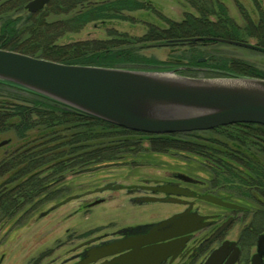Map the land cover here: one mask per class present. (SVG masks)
I'll list each match as a JSON object with an SVG mask.
<instances>
[{"label":"trees","instance_id":"obj_1","mask_svg":"<svg viewBox=\"0 0 264 264\" xmlns=\"http://www.w3.org/2000/svg\"><path fill=\"white\" fill-rule=\"evenodd\" d=\"M25 1L30 0H5L0 2V10L11 2L9 10L18 13L24 10ZM253 1L259 14L257 23L246 14L245 24L237 25L220 0H185L195 14L186 12L179 22L160 16L165 27L148 24L140 37L108 30L107 40L58 47V38L77 33L90 23L123 21L127 19L125 12L153 8L144 0H51L43 10L26 14L23 23V17L11 18L6 9L0 11V49L67 65L147 70L167 68L172 62L144 57L138 53L140 49L182 46L176 41L187 38L247 43L245 40L253 37L255 46L264 51V15L258 1ZM50 14L56 17L52 21L46 20ZM186 44L187 51L176 57L185 60V66H205L218 70V76L264 79V72L247 62L200 50L199 45L219 42ZM202 58L205 61L199 63ZM0 91L6 94L0 101V138L7 136L5 146H9L0 157L1 223L21 219L18 217L24 216L22 213L32 216L35 209L53 202L68 176L116 163H150L159 155L205 162L213 166L208 172L213 187L224 193V187L233 183L239 195L242 186L256 185L264 174L260 173L264 167L261 125L233 124L204 132L146 135L90 117L13 84L0 81Z\"/></svg>","mask_w":264,"mask_h":264},{"label":"flooded vegetation","instance_id":"obj_2","mask_svg":"<svg viewBox=\"0 0 264 264\" xmlns=\"http://www.w3.org/2000/svg\"><path fill=\"white\" fill-rule=\"evenodd\" d=\"M199 60V63L205 61ZM172 68L167 67L186 77H196L206 70L218 71L202 66ZM217 73L220 74L219 71ZM199 165L213 168L205 162ZM261 168L260 173H263L264 167ZM102 188L105 189L96 191ZM223 190L224 193L220 192V188L213 187L210 175L199 176L172 168L158 170L155 176L136 183L105 181L98 188L68 196L66 198L73 197L69 202L76 201L77 206L58 223H65L96 206L115 200L119 202L121 212L111 213L109 209L102 208V221L107 220V216L112 218L108 219L107 225L111 224L106 227L101 224L88 230L83 223H69L62 231L64 240L59 242L56 238L54 241L58 245L52 251L65 249L55 255L49 264H204L224 242H234L238 248L235 264H250L251 256L257 251L258 238L262 236L264 240V174L256 185L242 186L241 195L235 191L233 183ZM207 196L238 208L216 205L205 200ZM60 202L53 203L38 217L45 218L63 206L52 209ZM136 213L139 217L128 219L130 214ZM168 219L172 221L164 223ZM56 228L55 223L48 234H55ZM112 243L116 244L114 253H104L102 248ZM251 247L254 252L248 258L246 252ZM231 253L232 250L220 264H225ZM262 261L264 264V255Z\"/></svg>","mask_w":264,"mask_h":264},{"label":"water","instance_id":"obj_3","mask_svg":"<svg viewBox=\"0 0 264 264\" xmlns=\"http://www.w3.org/2000/svg\"><path fill=\"white\" fill-rule=\"evenodd\" d=\"M49 1L31 0L25 9L28 13H36ZM203 40L259 51L248 43L217 38H187L176 42L186 44ZM0 81L142 134L204 132L233 124L264 126V79L243 75L186 77L172 70L67 65L0 49ZM5 144L6 140L1 141L0 147ZM72 198H66L52 209ZM204 199L216 205L238 208L213 196ZM170 221L172 219L164 223ZM262 238L257 240V251L251 256L250 264H263ZM115 247L112 243L102 251L109 255L114 253ZM230 250L232 253L225 264H235L239 250L234 242H224L204 264H220Z\"/></svg>","mask_w":264,"mask_h":264},{"label":"rangeland","instance_id":"obj_4","mask_svg":"<svg viewBox=\"0 0 264 264\" xmlns=\"http://www.w3.org/2000/svg\"><path fill=\"white\" fill-rule=\"evenodd\" d=\"M5 0H1L3 2ZM98 1V0H94ZM149 1L152 5L151 10L145 9L141 11L125 12L126 20L112 21L105 24L90 23L86 25L77 33H67L56 40L58 47L72 45L76 43L107 40L109 36L108 30H114L118 33H126L129 36L140 37L146 31L148 24H154L161 28L165 27V23L160 19V16L166 17L172 21L179 22L184 13L195 14V11L188 5L185 0H144ZM227 9L229 17L239 26L245 24L246 14L251 21L257 23L259 20V14L256 4L253 0H220ZM258 4L264 15V0H257ZM9 3V4H8ZM6 6L2 7L0 11L7 10L8 15L11 18L24 17L28 14L25 10L19 11L9 10L8 2ZM25 4L27 1L24 2ZM50 7V8H49ZM47 9L53 10L51 6H47ZM7 15V14H4ZM1 17V15H0ZM55 16L46 17V20L52 21ZM20 25V24H19ZM24 27V26H23ZM25 37V36H24ZM248 44L255 46V39L253 37L245 40ZM200 50L205 53L218 55L221 57L232 58L240 60L253 65L255 68L264 72V52L256 51L253 49H247L244 47H238L234 45L219 43L211 45L200 46ZM187 44L175 47H147L140 49L138 53L147 58H153L157 61L167 62L171 61L172 69H176L178 66H185L186 61L176 57H180V53L187 51ZM205 68V66H202ZM169 69V68H168ZM167 68H154L152 70H168ZM223 76V75H222ZM196 77H219L218 73L205 72L198 73ZM6 96L4 92L0 91V101ZM148 135V134H147ZM7 136H3L0 140L4 141ZM6 145V144H5ZM0 147V157L9 150V146ZM199 167V169H198ZM98 168V169H97ZM93 171L81 172L76 175L68 176L64 183H61L63 190L61 194L53 202H47L40 206L39 209H35L32 216L22 213L24 216L18 217L14 222H0V264H49L54 260V256L61 254L65 248H60L53 252L52 250L57 247L55 239H59V242L64 240L63 228L69 225V223H83L88 230L102 226H109L108 219H112L107 216V220L102 221L101 209H109V212L120 211L118 208L119 202L117 200L101 204L94 207L85 214L73 217L71 220L65 223H58L65 218L68 214L75 210L77 203L71 201L67 204H63L60 208L51 212L45 218H39V214L48 210L53 203L60 202L68 196L74 194H81L87 190H93L98 188L105 181H118L125 183H136L143 178H151L155 176L158 170L179 168L185 172L195 175H209V170L200 166L194 160H188L185 158H175L167 155H159L155 157L154 161L150 163H144V161L137 160L135 164H111L104 167H97ZM201 173V174H200ZM128 210V208H125ZM148 210V208H144ZM121 212V211H120ZM130 216V217H129ZM131 217H139L138 214H130ZM115 217V216H114ZM126 218V217H125ZM124 219V218H123ZM125 222V220H123ZM56 223L55 234H48V230L52 225ZM46 252V253H44ZM254 252V248L251 247L246 252L247 257ZM59 262V261H58Z\"/></svg>","mask_w":264,"mask_h":264},{"label":"bare ground","instance_id":"obj_5","mask_svg":"<svg viewBox=\"0 0 264 264\" xmlns=\"http://www.w3.org/2000/svg\"><path fill=\"white\" fill-rule=\"evenodd\" d=\"M51 1V0H50Z\"/></svg>","mask_w":264,"mask_h":264}]
</instances>
